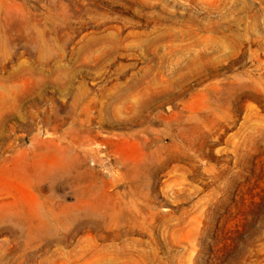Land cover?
<instances>
[{
	"label": "rangeland",
	"instance_id": "1",
	"mask_svg": "<svg viewBox=\"0 0 264 264\" xmlns=\"http://www.w3.org/2000/svg\"><path fill=\"white\" fill-rule=\"evenodd\" d=\"M0 264H264V0H0Z\"/></svg>",
	"mask_w": 264,
	"mask_h": 264
}]
</instances>
